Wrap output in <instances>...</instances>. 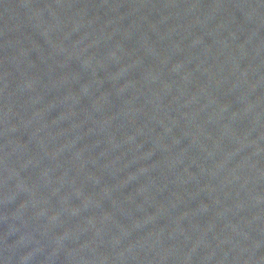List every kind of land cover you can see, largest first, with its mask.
Listing matches in <instances>:
<instances>
[{
	"label": "water",
	"instance_id": "1",
	"mask_svg": "<svg viewBox=\"0 0 264 264\" xmlns=\"http://www.w3.org/2000/svg\"><path fill=\"white\" fill-rule=\"evenodd\" d=\"M0 264H264V0H0Z\"/></svg>",
	"mask_w": 264,
	"mask_h": 264
}]
</instances>
